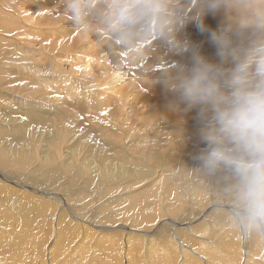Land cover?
Listing matches in <instances>:
<instances>
[{
    "label": "rangeland",
    "instance_id": "374dc122",
    "mask_svg": "<svg viewBox=\"0 0 264 264\" xmlns=\"http://www.w3.org/2000/svg\"><path fill=\"white\" fill-rule=\"evenodd\" d=\"M0 1L10 22L15 23V17L19 14L15 11L16 5L21 0ZM44 1L39 0L41 6L49 4L47 0ZM55 1L58 0L50 2L51 9H55V13L59 14L50 15L47 18L43 16L38 22H35L37 25H30V27H25V24L21 22L22 19H19L16 28L15 25L10 27L15 33L17 32L16 37L12 33L3 36L0 33V38L3 40L1 47L3 54L0 55L3 58L0 60L2 63L0 100L5 99L4 103H0V156L4 155L0 159V164H7L0 165V197L9 199L11 195H16L17 201H24V205H20L21 208L12 215L6 213L0 205V228L11 232L12 228L10 230V227H13L15 223L12 220L22 221L23 224L25 221L29 223L28 228L32 231L28 232L32 234L35 243H38L37 240L47 243L44 248L45 254H42L43 257L41 255L39 257V252L42 253L39 249L37 253L33 254V250L36 249L29 250L31 253L26 255L28 258L25 257V262L31 260L35 262L34 264H205V259L200 260L201 258L193 251L189 250L188 252L187 250L195 249L200 245V241L206 242V240L208 247H212V251L209 250L211 257L216 260L219 258L218 264H222L221 259H224L226 254L222 253L221 246H223V241L228 239L222 240L223 233L230 230L229 232H233L235 235L237 231L227 221H224L222 229L217 223L207 226V223L202 220L206 215L216 210L218 201L223 197L215 185L206 183L200 187L196 185V177L187 175L184 171L180 173V166H188L195 170V172L192 171L193 173H197L198 176L202 175L199 172L200 165L196 157L207 145L201 141L202 124L198 118V109L184 111L185 105L180 103L178 95L170 91L168 85L176 81L179 75L178 69L184 68L187 71L193 66L196 55L224 70L234 67L231 61L221 63L217 55V48L210 39L211 32L220 31L230 26L231 17L223 10L215 13L205 11L199 17L205 29L202 31L198 27L195 5L189 4L188 0H182L187 7L188 16L182 27L186 32L180 28L187 35V41L183 43V47L175 49L173 43L161 39L147 40L136 49L144 56L143 60L138 64L130 65L127 57L124 56L125 53L127 55V52L114 53L110 49L107 33L102 30L95 35L91 34V38L94 35L95 41L89 49L85 44L86 33L72 22L68 23L69 19L66 21L63 18L64 13ZM56 20H60L62 23H57L56 26L51 24ZM43 21L48 24L43 25ZM65 30L68 32L62 35V39L58 43H55L56 39L58 40L57 36ZM24 32H27L26 37H19ZM6 37L13 39L7 40ZM43 38H46V41ZM234 39L238 38L233 36ZM64 40H71L70 57L67 56L65 61L58 62L59 56L69 53L63 50H53L55 47H62ZM238 40L242 47H247L251 37L246 33L243 39ZM47 42L50 44L49 47L46 46L49 45L46 44ZM234 46L237 45L234 44ZM145 48H147V54L144 53ZM76 52H84L87 58L93 60L94 65L93 72L81 79L75 75V68H78L74 62ZM85 58L80 61V66L84 64ZM146 62L151 63L148 70L144 69ZM63 80L68 84L64 85ZM57 85L60 87L58 88ZM63 87L65 91L61 89ZM70 89L71 93L75 94L71 95ZM11 95L15 96L8 98ZM25 98L31 99L30 102ZM154 102L163 105L165 110L169 109L168 112L152 114L150 107ZM38 107L41 108V112L35 111L39 109ZM31 110L32 113L36 112L39 115L41 113L45 116V119L50 121L51 129H45L46 126L49 127L48 125L44 127L45 120H41L44 123L42 125L40 119H36L35 114L33 116L32 113L29 114ZM23 112L35 118L32 119L27 114L24 115ZM185 112L188 115H194V121L186 123ZM4 116L5 118H3ZM20 116L28 119L30 123L34 120V123H29V127L23 125L24 128L17 126L21 129H28L24 130L25 135L22 138H17L15 132L10 131L14 130V126L11 124L16 121L15 118ZM4 120H9V123ZM5 123H8V126ZM35 123L36 125H34ZM42 127L43 129L40 130ZM33 130L40 132L35 133ZM47 131H52V138L48 136ZM27 132L29 134H26ZM40 133L41 135L43 133L42 138ZM3 134L6 136L4 137ZM27 136L30 137V140L26 139V141L23 138ZM38 136L39 138H37ZM90 146H96L105 153L114 155L119 161H125L128 167L139 166L141 171H135L136 175L133 173L121 175L122 173L120 174L118 170H114L113 175L99 178V185L91 188L88 186V183L90 184L89 173L85 172V176L78 178L75 174L79 165L84 162L92 163L94 169H97L101 164V158L99 160L91 152ZM18 147L21 150L18 157L22 155L23 158L16 163L18 157L13 158L9 155L7 158L4 153L6 149L8 151ZM166 152L168 155L161 156ZM161 158L168 159L169 164H175L174 168H171L172 171L164 166ZM49 162L55 166L53 170L59 172L58 177H54L53 180L40 178V175L45 174L49 169ZM33 169L36 170L37 177L33 174V177L31 176L30 172L32 173ZM38 170L40 171L38 172ZM75 176L76 179H74ZM195 185L198 187L196 188ZM26 196H28L27 199ZM47 197L48 199H45ZM10 200L12 199L7 201L10 202ZM27 202L30 207L33 204L40 205V203L46 206L43 220H37L35 223L32 221L34 210L37 209L34 207V210L28 211V207L25 206ZM54 209L56 210L54 211ZM150 211L152 220L144 223L143 217H147ZM52 214L54 215L51 216ZM29 220L31 221L29 222ZM47 221L50 222L51 228L46 223ZM200 221L204 225H201ZM54 225L59 226L55 227ZM162 226L163 231L161 230ZM22 227L20 225L18 229L23 230ZM73 227L74 229H72ZM16 229L15 231L18 233L23 232ZM213 231L214 233H212ZM54 233L56 236L60 235V240H63L55 239L57 237ZM86 233L87 235H85ZM165 233L167 236H174L173 240H176L175 244L177 245L175 251L168 245L169 240L166 242V236H161ZM175 233L183 237L182 240L184 243H188L189 248L177 240ZM170 236L168 239L171 238ZM38 237L40 238L38 239ZM162 240L166 242L165 247L168 249L165 248V253L167 252L164 254L165 259L160 256L164 261L159 259L161 252L157 250L159 245L162 247ZM230 240L231 243L233 242L232 245L237 243L235 237H231ZM129 241L133 243L131 242L132 246L130 244L128 247L127 242ZM135 242H141V244L135 245ZM195 242H199V244ZM240 242L243 246L241 252L245 253L247 244L243 239ZM55 243L58 247L55 245L56 248H53ZM148 243L153 244L151 247L153 249H149L150 252L146 248ZM59 244L64 245V248L61 245L59 247ZM96 244L101 245L97 246ZM51 248L53 249L52 255L48 256L47 249ZM122 248L124 251L129 250L124 253ZM180 249H184L189 257H183V253L179 252ZM235 249H232V253H235L237 250ZM261 254V256L253 258L254 264H264V251ZM45 257L46 260L43 259ZM237 257L238 254L235 258ZM233 260V264H235L238 259ZM31 261L27 263L33 264ZM0 264H6L3 257H0Z\"/></svg>",
    "mask_w": 264,
    "mask_h": 264
},
{
    "label": "clouds",
    "instance_id": "9594fccd",
    "mask_svg": "<svg viewBox=\"0 0 264 264\" xmlns=\"http://www.w3.org/2000/svg\"><path fill=\"white\" fill-rule=\"evenodd\" d=\"M199 17L223 10L229 27L210 33L224 70L194 56L193 66L179 75L169 90L184 111L198 109L201 141L207 145L196 157L199 172L223 199L216 211L243 240L264 241V0H188ZM72 23L85 33H107L114 53L128 52L129 64L144 56L136 51L147 40L161 39L181 47L175 33L184 26L187 7L182 0H67ZM251 37L247 47L234 46L233 36ZM186 50V49H185ZM147 54V48L144 49Z\"/></svg>",
    "mask_w": 264,
    "mask_h": 264
},
{
    "label": "bare ground",
    "instance_id": "6f19581e",
    "mask_svg": "<svg viewBox=\"0 0 264 264\" xmlns=\"http://www.w3.org/2000/svg\"><path fill=\"white\" fill-rule=\"evenodd\" d=\"M9 1V0H8ZM12 1V0H11ZM10 1V2H11ZM46 1V0H45ZM44 1V2H45ZM52 0H47V2L49 3V4H44V6H41V4L39 3V0H35V1H33V0H21L20 1V3H18L17 5H16V10L15 11H17V13H19L18 14V16L17 17H15V19H16V22L15 23H11L10 22V18L7 16V14H5L4 13V11H3V5L1 4V1H0V33L2 34V36L4 35V34H13V35H15V37H16V33L14 32V30H12V28H10V27H13V25H15V28H16V23H17V21L19 20V19H22V23H24L25 24V27L26 26H29L30 27V25H35L36 23L35 22H38V20L39 19H41L43 16L44 17H46L47 18V16H50V15H54L55 16V9L53 10V9H51V2ZM38 2V3H37ZM12 3H14V2H12ZM12 3H11V5H12ZM15 3H16V1H15ZM55 3L56 4H58L59 6H60V8H61V10H62V12L64 13V19L67 21V19H69V21H68V23H71L72 22V20H71V18H70V16H69V14H68V12H67V0H58L57 2L55 1ZM54 5V4H53ZM14 7V6H13ZM12 7V8H13ZM53 8V7H52ZM8 9V8H7ZM60 10V11H61ZM57 12V11H56ZM10 14V13H9ZM15 14V13H14ZM57 14H59V13H57ZM56 14V15H57ZM12 15V14H11ZM14 17V16H13ZM53 17V16H52ZM49 18V17H48ZM54 18V17H53ZM57 18V17H56ZM12 20V19H11ZM228 20V19H227ZM42 22V21H41ZM57 23H62V21H58V20H56L55 22H53V23H51V24H54L55 26H56V24ZM20 24V23H19ZM39 24V23H38ZM43 25H47L48 23L47 22H44L43 21V23H42ZM22 25V24H21ZM37 25V24H36ZM63 25V24H62ZM230 25H231V22H230ZM42 26V25H41ZM65 26V25H64ZM19 27H21V26H19ZM23 28V27H22ZM71 29H72V27H70ZM41 29H42V27H41ZM70 29V30H71ZM30 30V29H29ZM40 30V29H39ZM182 30L184 31V32H186L185 31V28H182ZM182 30H178L176 33H175V39H176V41H178L179 42V44L181 45V47H176L175 45H174V48L175 49H181L182 47H183V43H186V41H187V35L186 34H184V32H182ZM68 31H63V33L61 32L57 37H58V40L56 39V42L55 43H58L61 39H62V35H65V33H67ZM27 32H24V33H21V35L19 36V37H26V34ZM31 34V33H30ZM30 34H29V37H30ZM246 34V33H245ZM13 35H12V37H13ZM95 35V34H94ZM94 35H93V38H91V34H89V33H86V37H85V44L86 45H88V47H89V49L92 47V45L94 44ZM17 37H18V35H17ZM4 38H5V36H4ZM14 38V37H13ZM12 38V39H13ZM6 39L7 40H12L11 39V37L9 38H7L6 37ZM16 39V38H15ZM44 39V38H43ZM46 39V38H45ZM44 39V40H45ZM20 40H22V39H20ZM2 39L0 38V55H2L3 53H2ZM46 41V40H45ZM196 41V40H195ZM233 42H234V44L235 45H237V46H241V42L238 40V39H234L233 40ZM46 44H49L48 42L46 43ZM43 45H44V47H46V46H50V44L49 45H46L45 46V44L43 43ZM43 48V47H42ZM71 48V40H64L63 41V44H62V47H55L53 50H63V51H65V52H69V53H65L64 55H62V56H59L58 57V62H61V61H65L66 59V57L68 56V57H70V51H69V49ZM44 49V48H43ZM77 54L75 55V60H74V62H76L75 63V65H77V67L78 68H75L76 69V77L77 78H84V77H86V76H88V75H90L92 72H93V67H94V65H93V60L92 59H90V58H87L86 57V55H85V53L84 52H76ZM78 55H79V57H78ZM124 56H126V57H128V52H127V55H126V53L124 54ZM4 57V56H3ZM85 58L84 60H83V62H84V64L82 65V66H80L79 65V63H80V61L83 59V58ZM181 57H184V55H181ZM3 58H2V56H0V60H2ZM56 60V59H55ZM55 63V62H54ZM56 63H57V61H56ZM1 62H0V69H1ZM51 64V63H50ZM49 64V65H50ZM50 67H51V65H50ZM150 67H151V63H149V62H146V64H145V66H144V69L145 70H148V69H150ZM52 68V67H51ZM53 72V71H52ZM60 75V74H59ZM55 76V75H54ZM53 76V78L55 79V77ZM61 76V75H60ZM58 78V77H57ZM52 79V78H51ZM58 79H60V78H58ZM58 79H57V82H58ZM62 79H63V77H62ZM56 80V79H55ZM61 80V79H60ZM59 80V81H60ZM62 81V80H61ZM60 81V82H61ZM64 81V85H67L68 83H66L65 82V80H63ZM57 82H55V83H57ZM58 84V83H57ZM63 84V83H62ZM59 85V84H58ZM58 85H57V87H58ZM60 87V86H59ZM58 87V88H59ZM61 87H62V85H61ZM65 87V86H64ZM64 87L63 88H61V89H63L64 90ZM74 90V89H73ZM65 91V90H64ZM67 91H68V89H67ZM66 91V92H67ZM71 89H70V91H69V93H71ZM9 94V93H8ZM72 94H75V93H71V95ZM8 96V95H7ZM15 96V95H14ZM13 96V97H14ZM12 97V95L10 96V97H8V98H13ZM26 100L28 99V98H25ZM30 100L31 99H29V100H27V101H29L30 102ZM74 101H76V100H74ZM5 102V99H2V100H0V103H4ZM32 102V101H31ZM19 107V106H18ZM39 109H37V110H35L36 112H41V108L40 107H38ZM165 107H163V105H161V104H158V103H156V102H154V103H152L151 104V107H150V109H151V113L153 114V113H155V112H160V113H166V112H168V110L166 109H164ZM169 108V107H168ZM36 109V108H35ZM13 110V109H12ZM20 110H22V109H20ZM14 111V110H13ZM11 112V111H10ZM28 112V111H27ZM36 112L34 113H32V110H31V112L29 113V114H31L32 113V116H33V114H35L36 116H37V118L36 119H40V122H41V124L43 125L44 123H43V121H41V120H45L44 122L46 123V124H44V127H45V125H48L49 127H47L46 126V130L47 129H51V124H50V121H47L48 119L46 118L45 119V116H43V115H41V113H40V115L39 114H36ZM13 113V112H12ZM22 113V112H21ZM14 114V113H13ZM12 114V115H13ZM15 114H19V113H15ZM23 114L24 115H26L27 113H25V112H23ZM28 115V114H27ZM34 115V116H35ZM10 116H11V113H10ZM23 116V115H22ZM31 115L29 116L28 115V117H32ZM185 116H186V118H185ZM185 116H184V118H185V121H186V123H189V122H192V121H194V119H193V117H195L194 115H191V114H187L186 112H185ZM16 117V116H15ZM15 117H13V118H15ZM27 117V116H26ZM27 117V118H28ZM3 118H5V116L3 117ZM3 118L1 117V119L3 120ZM18 118H20V119H18ZM35 117H32V119H34ZM183 118V119H184ZM31 118H29V120H30ZM31 119V120H32ZM15 120L17 121H15L13 124H11V125H13L14 126V130L13 131H10V132H15L14 134L17 136V138L19 137V138H22L23 137V135H25V131L24 130H26V129H21L22 128V126L24 125V126H28L29 127V123H30V121H28V119H26V118H23V117H17V119L15 118ZM8 122L9 123V120H4V122ZM18 121H20V122H18ZM28 121V122H27ZM47 121V122H46ZM38 122H39V120H38ZM8 123H5V124H7V126H8ZM12 123V122H11ZM32 124L34 123V120H33V122H31ZM30 123V124H31ZM37 123V122H36ZM36 123L34 124V125H36ZM40 124V126H42ZM10 125V124H9ZM17 126H20V127H17ZM24 126H23V128H24ZM37 126H39V125H37ZM17 127V128H16ZM32 127H35V126H32ZM31 128V127H30ZM37 128V127H36ZM9 129H11V128H9ZM39 129V128H38ZM41 129H43V127L42 128H40V130ZM12 130V129H11ZM28 130V129H27ZM31 130V129H30ZM33 131H35V130H33ZM62 131V130H61ZM4 132H5V130H4ZM37 132H40L39 130L37 131ZM36 131H35V133H37ZM2 133H3V131H2ZM31 133H32V131H31ZM47 133H48V136L49 137H51L52 138V131H50V132H48L47 131ZM26 134H29V132H27ZM33 134V133H32ZM36 135H38V134H36ZM40 135H41V133H40ZM42 135H43V133H42ZM42 135H41V138H42ZM3 136L5 137L6 136V134H3ZM31 136V135H30ZM30 137L29 136H27L26 138H23V139H29ZM33 138H35V137H33ZM37 138H39V136L37 137ZM82 139V138H81ZM91 139V138H90ZM30 140V139H29ZM28 140V141H29ZM34 140V139H33ZM35 140H36V138H35ZM47 140H48V138L47 139H45V141L47 142ZM27 141V140H26ZM31 141H32V139H31ZM19 142H21V141H19ZM17 143V142H16ZM27 143V142H26ZM31 143V142H30ZM18 144H21V143H18ZM24 144V142L22 143V145ZM16 145V144H15ZM22 145H20L21 147H22ZM25 145V144H24ZM23 145V146H24ZM32 145H33V142H32ZM34 146V145H33ZM29 149V148H28ZM33 149H34V147H33ZM30 150V149H29ZM90 150H91V152L92 153H94L95 155H96V157L97 158H99V160H100V158H101V164L100 165H98V168L97 169H94V167L92 166V163H90V162H84L82 165H79V167H78V170H77V172L75 173L76 174V176H77V178L78 177H82V176H85L86 174H85V172L86 173H89V178H90V180H89V182H90V184L88 183V186L89 187H96V185L98 184V179L100 178H104V177H109L111 174L113 175V171L114 170H118L119 172H120V174L121 175H123V174H128V175H131L132 173L134 174V172L135 171H138V170H140V168L141 167H139V166H135V167H128V165H126V163H125V161H123V160H121V161H119L118 159H117V157H115L114 155H111V154H108V153H105L103 150H101V149H99V148H97L96 146H90ZM25 151V150H24ZM20 153H21V150H20V147H18V148H14V149H9L8 151H7V149H6V151H5V156L7 157V158H9L8 156L9 155H11L13 158L14 157H18L19 155H20ZM23 153V152H22ZM26 153V152H25ZM33 153V152H32ZM27 154V153H26ZM159 154V153H158ZM36 155V154H35ZM165 155H168V153L166 152V153H163L161 156H165ZM4 156V155H3ZM2 156V157H3ZM24 156V155H23ZM33 156V155H32ZM50 156V155H49ZM1 156H0V159L2 158ZM31 157V156H30ZM22 155L20 156V157H18L17 158V160H16V163L17 162H20L21 160H22ZM25 158V157H24ZM51 158H52V156H51ZM54 158V157H53ZM163 159V164H164V166L168 169V170H170V171H172L171 170V168H174V166H175V164H169L168 162H169V160L168 159H164V158H161V160ZM25 160V159H24ZM51 160V159H50ZM29 161H31V160H29ZM168 161V162H167ZM173 161V160H172ZM27 163V162H26ZM31 163V162H30ZM28 164V163H27ZM32 164V163H31ZM0 165H7V164H3V163H1ZM51 164H50V162H49V169L48 170H46V172H45V174H43V175H40V178H42V179H45V180H53L54 179V177H58V175H59V172L57 171V170H53V168L55 167L53 164L50 166ZM55 165H57V164H55ZM28 166V165H27ZM37 167V166H36ZM39 167V166H38ZM40 167H41V165H40ZM143 167V166H142ZM163 167V166H162ZM32 168V167H31ZM30 168V169H31ZM151 168V167H150ZM6 169V168H5ZM26 169H27V167H26ZM26 169H25V171H26ZM36 169V168H35ZM35 169H33L32 170V173L30 172V174H31V176H32V174L34 175V176H36L37 177V174H36V170ZM143 170H144V168H142ZM179 169H180V173L182 172V171H184V172H186V174L188 175V174H190L192 177H196V185H198V186H200V187H203L204 186V184H206V183H209L210 185H214L213 183H211V182H209L208 181V179L206 178V177H204L203 175H200V176H198V174L197 173H193L192 171H194L195 172V170H192L190 167H188V166H180L179 167ZM191 169V170H190ZM59 170V169H58ZM64 170V169H63ZM28 171V170H27ZM40 170H38V172H39ZM141 171V170H140ZM162 171V170H161ZM29 172V171H28ZM37 172V173H38ZM61 172V171H60ZM146 172V171H145ZM164 172H165V170H164ZM167 172V171H166ZM62 173V172H61ZM60 173V174H61ZM116 173V172H115ZM136 173V172H135ZM144 173V172H143ZM153 173V172H152ZM169 173V172H168ZM13 174V173H12ZM5 175H6V173H5ZM115 175V174H114ZM127 175V176H128ZM134 175H136V174H134ZM133 175V176H134ZM21 176V175H20ZM76 176H75V178L74 179H76ZM140 176V175H139ZM3 177V176H2ZM8 177V176H7ZM29 177V176H28ZM33 177V176H32ZM72 177V176H71ZM115 177V176H114ZM117 177V176H116ZM128 177H131V176H128ZM200 177V178H199ZM8 179V178H7ZM73 179V178H72ZM4 180V179H3ZM27 180V179H26ZM29 180V179H28ZM44 180V181H45ZM59 180V179H58ZM2 181V180H1ZM5 181H7L8 182V180H5ZM23 181V180H22ZM10 182V181H9ZM28 182V181H27ZM53 183V182H52ZM74 183V182H73ZM8 184V183H7ZM39 184V183H38ZM46 184V183H45ZM56 184H58V183H56ZM10 185V184H9ZM55 185V184H54ZM99 185V184H98ZM195 185V187L197 188L198 186H196ZM42 186V185H41ZM46 187V186H45ZM48 187V186H47ZM11 188V187H10ZM52 188V187H51ZM8 189V188H7ZM15 189V188H14ZM17 189V188H16ZM209 190H211V189H209ZM33 191V190H32ZM53 191V190H52ZM215 192V191H214ZM38 193V192H37ZM45 193H47V191H45ZM55 193V192H54ZM182 193V192H181ZM49 194V193H48ZM36 195H38L39 196V194H36ZM3 196V195H2ZM56 196V195H55ZM20 197V196H19ZM23 197V196H22ZM28 198V196H26V199ZM29 198H30V196H29ZM44 198V197H43ZM193 198V197H192ZM9 199H12V200H10V202H8L7 200H9ZM9 199H4V198H2V197H0V205H1V207H2V209L6 212V213H8L9 215H12V214H14L17 210H19L20 208H21V206L20 205H24V201H21L20 202V200L19 201H17V197H16V195H11L10 197H9ZM22 199V198H21ZM40 198L38 197V200H39ZM45 199H48V197L47 198H45ZM44 200V199H43ZM80 200V199H79ZM204 200V199H203ZM35 201H36V199H35ZM40 201H42V200H40ZM65 201V200H64ZM196 201V200H195ZM18 202V203H17ZM30 202V201H29ZM66 203H67V201H65ZM39 203V202H38ZM49 203V202H48ZM197 203V202H196ZM214 203V202H213ZM43 204H44V202H43ZM45 204H47V203H45ZM50 204V203H49ZM48 205V204H47ZM67 205V204H66ZM214 205V204H213ZM25 206L26 207H28V211H30V210H34V207L37 209V210H34L35 212L33 213V222L35 223V221H41V220H43L42 218H44L43 217V214H44V211H45V205H42L41 203H40V205L39 204H33L31 207L33 208H31L30 206H29V204H28V202H27V205L25 204ZM1 209V210H2ZM155 209V208H154ZM154 209H152V210H154ZM56 209H54V211H55ZM151 210V211H152ZM156 210V209H155ZM49 211V210H48ZM151 211H150V214L146 217V216H144L143 217V222L144 223H146L148 220L149 221H151L152 219H151ZM47 212V211H46ZM61 212V211H60ZM155 213H156V211H155ZM50 214H51V211H50ZM153 214V213H152ZM8 215V216H9ZM29 215V214H28ZM54 214H52L51 216H53ZM60 215V214H59ZM48 217L50 216V215H47ZM76 216H77V214H76ZM26 217V216H25ZM45 217H46V215H45ZM59 217V216H58ZM57 217V218H58ZM62 217H64V216H62ZM2 218V217H1ZM60 218V217H59ZM166 218V217H165ZM196 219H197V217H195ZM9 219V218H8ZM50 219V218H49ZM65 219V218H64ZM6 220V219H5ZM46 220V219H45ZM44 220V221H45ZM62 220V219H61ZM195 220V219H194ZM202 220L204 221V223H207V226H211V225H214V224H218L219 226H221V228H222V225H224V221H226V218H225V215L223 214V213H220V212H217L216 210L215 211H213V212H211V213H209L208 215H206V217L203 219L202 218ZM31 220H29V222H30ZM12 222H15L14 224H13V227L11 226L10 227V230H11V228H12V231L11 232H8V231H6V230H2L1 228H0V257H3L4 258V260H5V262H6V264H26L28 261H29V263H30V261L31 260H28V261H26L25 262V257H27L26 255L29 253V250L31 249V251L33 250V249H36L35 251L33 250V252H32V254L33 253H37V251H38V249L40 250V251H42V253L40 254V252H39V257H43V255L42 254H45L44 253V248H46V245H47V243L45 242V243H43L42 241H40V240H37L38 241V243H35V241L33 240V238H32V234H30V232H28L29 230H30V228H28L29 227V223H27V221H25L24 222V224H23V222L22 221H19V220H12ZM59 222V221H58ZM64 222V221H63ZM155 222V221H154ZM32 223V222H31ZM43 223V222H42ZM45 223V222H44ZM46 223H50V222H46ZM156 223V222H155ZM201 223H203V222H201L200 221V224ZM37 224V223H36ZM40 224H41V222H40ZM52 224V223H51ZM56 224H57V222H56ZM71 224V223H70ZM21 225V227H22V225H24L22 228H24L23 230H21V229H18V226H20ZM32 225V224H31ZM46 225V224H45ZM53 225V224H52ZM60 225V224H59ZM58 225V226H59ZM64 225V224H63ZM155 225V224H154ZM201 225H204V224H201ZM0 226H1V224H0ZM33 226V225H32ZM49 227H50V224L48 225ZM55 226V225H54ZM57 225L55 226V227H58ZM61 226V225H60ZM67 226V225H66ZM68 226H69V224H68ZM67 226V227H68ZM74 226V225H73ZM218 226V227H219ZM15 227V228H14ZM18 229V231L19 230H21V231H23V232H16L15 231V229ZM44 228V227H43ZM51 228V227H50ZM49 228V230L51 231V229ZM54 228V227H53ZM160 228V227H159ZM162 228V229H161ZM160 229L163 231V226L161 227ZM165 228V231H167L166 230V227H164ZM16 229V230H17ZM31 229H33V228H31ZM38 229V228H37ZM56 229V228H55ZM72 229H74V227L72 228ZM223 229V228H222ZM225 229V228H224ZM227 229V228H226ZM8 230H9V228H8ZM34 230V229H33ZM48 230V229H47ZM46 230V231H47ZM59 230V229H58ZM58 230H56V231H58ZM220 230V229H219ZM30 231H32V230H30ZM230 231V230H229ZM228 230H226V232L225 233H223V238H222V240L223 239H225V238H228L227 240H224L223 241V246H221V250L223 251H221L222 253H225L226 255L224 256V259H221L222 260V264H233L234 263V260L233 259H238L237 260V262L235 263V264H242V263H244V264H254V257H259V255L261 256L262 254L261 253H263V251H264V241H260V240H257V239H250V240H244V242L247 244V247H245L246 248V250H245V253H246V255H245V253H244V251L243 252H241L242 251V244H241V242L240 241H242V238H241V236L238 234V232H236L237 234H233V232L231 233V232H229ZM62 232V231H61ZM61 232H60V234H61ZM90 232V231H89ZM159 232V231H158ZM161 232V231H160ZM168 232V231H167ZM35 233V232H34ZM33 233V234H34ZM39 233V232H38ZM43 233V232H42ZM45 233V232H44ZM48 233V232H47ZM50 233V232H49ZM162 233H164V232H162ZM212 233H214V231L212 232ZM52 234V233H51ZM57 235H58V232L56 233ZM168 234V233H167ZM174 234V233H173ZM233 234V235H232ZM54 235H55V233H54ZM62 235V234H61ZM74 235V234H73ZM85 235H87V233L85 234ZM90 235V234H89ZM159 235H160V233H159ZM158 235V236H159ZM38 236V235H37ZM56 236V235H55ZM90 236H93V235H90ZM161 236H166V242L169 240H171L170 242L168 241L167 243H168V245L172 248V249H174V251L176 250V240H173V238H174V236H170V235H168V236H170L171 238H169L168 239V236L166 235V233L164 234V235H161ZM181 236V235H180ZM178 234H176L175 233V237H177V240L178 241H180L181 242V244L183 245V246H185L186 248H189L188 247V243H184V241L182 240V238L183 237H180ZM209 236H210V234H209ZM47 237H48V235H47ZM51 237V236H50ZM57 238H55V239H57V240H60V235L59 236H56ZM58 237H59V239H58ZM71 237H73V236H71ZM77 237V236H76ZM88 238H89V236H87ZM231 237H235V239H236V241H237V243H235V244H233L232 245V243H231ZM40 237H38V239H39ZM54 238V237H53ZM70 238V237H69ZM69 238H68V240H69ZM161 238V237H160ZM164 238V237H163ZM212 238V237H211ZM216 238H217V235H216ZM44 239V238H43ZM48 239V238H47ZM50 239V238H49ZM75 239V238H74ZM85 239H87V238H85ZM214 239H215V237H214ZM214 239H212V240H214ZM234 239V238H233ZM63 240V239H62ZM62 240H60V241H62ZM97 240V239H96ZM163 240H165V239H163ZM162 240V247L159 245L158 247H157V250L158 251H160L161 253H160V255H159V259H162L160 256H162V257H164V259L166 258V256H164V254H167V252L165 253V241H163ZM218 240V239H217ZM44 241H45V239H44ZM48 241V240H47ZM50 241V240H49ZM52 241V240H51ZM54 241H56V240H54ZM67 241V240H66ZM73 241V240H72ZM71 241V242H72ZM99 241V240H98ZM233 241V240H232ZM235 241V242H236ZM132 242V241H131ZM130 241L129 242H127V245H128V247L130 246V244H131V246H132V243H131ZM192 242V241H191ZM206 242H208L207 240H206ZM205 241H200V245H198V246H196V248L195 249H191V248H189L187 251L189 252V250L190 251H193V253H195L197 256H199L201 259L200 260H202V258L203 259H205V264H218V259L219 258H217V260L216 259H214L213 257H211V253H210V251L209 250H211V248L210 247H208V244L206 243ZM217 242V241H216ZM126 243V242H125ZM141 244V242H135L134 244L135 245H139V244ZM196 243V242H195ZM62 244V243H61ZM61 244H59V247H60V245ZM64 244V243H63ZM65 244H66V242H65ZM72 244V243H71ZM193 244V243H192ZM196 244H199V242L198 243H196ZM212 244H215V243H212ZM55 245L57 246V244L55 243L54 245H53V248L55 247ZM97 245V244H96ZM98 245H101V244H98ZM97 245V246H98ZM103 245V244H102ZM110 245V244H109ZM210 245V244H209ZM67 246V245H66ZM111 246H113V245H111ZM153 246V244L152 243H148L147 245H146V248H147V250H149L151 247ZM201 248H200V247ZM215 246H217V245H215ZM214 246V247H215ZM246 246V245H245ZM58 247V246H57ZM61 247H63L64 248V245H61ZM169 247V248H170ZM56 248V247H55ZM97 248H100V247H97ZM102 248V247H101ZM116 248V247H115ZM237 250H236V249ZM61 249V248H60ZM103 249V248H102ZM126 249V248H125ZM153 248H151L150 250H152ZM167 249V248H166ZM203 249V250H202ZM232 249H235L236 251H235V253L233 252L232 253ZM57 250H59L58 248H57ZM77 250V249H76ZM75 250V251H76ZM106 250H107V247H106ZM119 250V249H118ZM122 250H123V248H122ZM127 250V249H126ZM125 250V251H126ZM129 250V249H128ZM128 250L126 251V252H128ZM131 250V249H130ZM150 250L148 251V252H150ZM168 250V249H167ZM225 250V251H224ZM259 250V252H257ZM31 251H30V253H31ZM102 251H104V250H102ZM108 251V250H107ZM125 251L123 250V252L125 253ZM170 251H171V249H170ZM173 251V250H172ZM173 251V252H174ZM212 251V250H211ZM254 251H256V252H254ZM260 251H261V253H260ZM46 252V251H45ZM47 252H48V256H51L52 255V252H53V249L51 248L50 250L49 249H47ZM60 252V251H59ZM67 252V251H66ZM122 252V253H123ZM179 252H182L183 253V257H189L188 255H187V252H185L184 251V249H180L179 250ZM220 252V253H221ZM236 252H238V253H236ZM29 253V254H30ZM169 253V252H168ZM176 253H177V251H176ZM260 253V254H259ZM66 254V253H65ZM126 254H128V253H126ZM238 254V257L237 258H235L236 257V255ZM38 255V254H37ZM41 255V256H40ZM63 255V254H62ZM129 256H130V254H128ZM218 255V254H217ZM31 256V255H30ZM47 256V255H46ZM126 256V255H125ZM32 257V256H31ZM131 257V256H130ZM220 257V256H219ZM28 258V257H27ZM50 258V257H49ZM264 258V257H263ZM30 259V258H29ZM37 259V258H36ZM40 259V258H39ZM39 259H38V261H39ZM44 260H46V257L45 258H43ZM129 259V258H128ZM214 259V260H213ZM44 260H43V262H44ZM163 260V259H162ZM161 260V261H162ZM220 260V261H221ZM37 261V262H38ZM63 261H64V259H63ZM164 261V260H163ZM242 261V262H241ZM40 262H42V261H40ZM40 262H38V263H40ZM42 262V263H43ZM31 263H35V262H32L31 261ZM47 263V262H46ZM166 263V262H165ZM258 263V262H257ZM28 264V263H27ZM45 264V263H44ZM220 264V263H219Z\"/></svg>",
    "mask_w": 264,
    "mask_h": 264
}]
</instances>
